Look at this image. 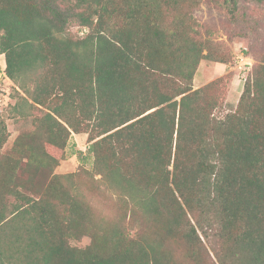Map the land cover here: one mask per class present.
Instances as JSON below:
<instances>
[{
	"label": "trees",
	"instance_id": "trees-1",
	"mask_svg": "<svg viewBox=\"0 0 264 264\" xmlns=\"http://www.w3.org/2000/svg\"><path fill=\"white\" fill-rule=\"evenodd\" d=\"M201 1L0 0L5 71L29 96L12 110L47 109L8 152L0 117V264H264V53L214 117L192 82L228 58L205 53ZM72 131L93 169L57 173ZM87 192H112L117 215L98 219Z\"/></svg>",
	"mask_w": 264,
	"mask_h": 264
},
{
	"label": "rangeland",
	"instance_id": "rangeland-1",
	"mask_svg": "<svg viewBox=\"0 0 264 264\" xmlns=\"http://www.w3.org/2000/svg\"><path fill=\"white\" fill-rule=\"evenodd\" d=\"M231 9L227 0H202L194 11L202 37L207 41L205 53L211 49L214 53L228 58L227 62L202 59L192 82L194 89H204V100L211 103L213 116L218 118L236 109L249 73L257 63H261L264 53V3L239 0L234 11ZM88 31L89 28L84 30V27L75 21L69 23L66 29V33L73 37H84ZM5 68V57L0 51V73L3 74ZM163 83L164 80L160 84L167 88L175 86L172 81ZM17 89L29 98L8 76H1L0 117L5 121L9 132L2 152L10 150L20 133L31 131L35 127V117L43 115L47 110L41 105L31 107L22 103L20 109L25 114L15 113L12 105L17 99ZM57 98L54 97L55 100ZM90 145L88 133L72 131L65 148L66 158L61 160L55 171L69 173L81 168L92 170L93 155L89 152ZM95 177L101 176L97 174ZM87 194L98 219H110L117 215L116 198L112 192L102 195L91 192ZM90 240L89 236H84L81 240H71V244L86 247ZM173 251L177 250L173 248ZM180 263L187 264L184 261Z\"/></svg>",
	"mask_w": 264,
	"mask_h": 264
},
{
	"label": "built area",
	"instance_id": "built-area-1",
	"mask_svg": "<svg viewBox=\"0 0 264 264\" xmlns=\"http://www.w3.org/2000/svg\"><path fill=\"white\" fill-rule=\"evenodd\" d=\"M4 75H6L7 76V74H6V72L4 71V73H3ZM2 73H0V78H1V76L3 75Z\"/></svg>",
	"mask_w": 264,
	"mask_h": 264
}]
</instances>
